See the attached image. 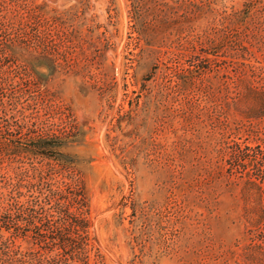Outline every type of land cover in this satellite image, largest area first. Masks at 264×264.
Masks as SVG:
<instances>
[{"label": "rangeland", "instance_id": "rangeland-1", "mask_svg": "<svg viewBox=\"0 0 264 264\" xmlns=\"http://www.w3.org/2000/svg\"><path fill=\"white\" fill-rule=\"evenodd\" d=\"M196 1L0 0L1 207L52 170L79 182L101 258L90 264H256L242 259L239 187L209 171L246 135H227L228 117L233 129L246 118L226 112L224 11L263 36L264 0ZM192 48L208 68L174 93Z\"/></svg>", "mask_w": 264, "mask_h": 264}, {"label": "trees", "instance_id": "trees-1", "mask_svg": "<svg viewBox=\"0 0 264 264\" xmlns=\"http://www.w3.org/2000/svg\"><path fill=\"white\" fill-rule=\"evenodd\" d=\"M237 15L233 10L224 11L228 29L224 41L227 51L224 59L228 65L225 70L232 67L235 71L234 75L225 73V83L228 82L225 106L227 113L235 106L246 119L238 121L239 126L233 129L228 117L226 127L228 137L233 130L241 129L246 135L230 140L231 145L222 149L223 164L209 171V175L211 182L225 177L228 190L239 187L243 202L240 218L245 226V239L249 241L242 259L264 264V54L259 58L251 44L257 41L262 48L264 34L258 26L250 31V24L239 20ZM202 52L195 48L188 52L186 57L191 67H181L174 73L173 85L169 87L174 93L182 94L194 84L196 74L199 77L206 71L210 57ZM225 162L227 167L223 172ZM233 166L239 169L240 175H234ZM54 173L52 170L41 173L30 184L34 192L24 203L13 201L7 207L0 205V259L3 262L90 264L91 259H101L90 236L86 201L78 180L75 176ZM54 176L60 177L55 180ZM6 222L13 224L14 231L4 237L2 224ZM21 236L28 245L16 243Z\"/></svg>", "mask_w": 264, "mask_h": 264}, {"label": "water", "instance_id": "water-1", "mask_svg": "<svg viewBox=\"0 0 264 264\" xmlns=\"http://www.w3.org/2000/svg\"><path fill=\"white\" fill-rule=\"evenodd\" d=\"M50 1H54V2H56L57 0H50Z\"/></svg>", "mask_w": 264, "mask_h": 264}]
</instances>
